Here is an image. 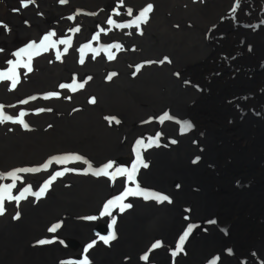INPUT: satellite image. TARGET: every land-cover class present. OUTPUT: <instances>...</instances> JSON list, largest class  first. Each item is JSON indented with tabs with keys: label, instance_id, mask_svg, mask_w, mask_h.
<instances>
[{
	"label": "bare ground",
	"instance_id": "bare-ground-1",
	"mask_svg": "<svg viewBox=\"0 0 264 264\" xmlns=\"http://www.w3.org/2000/svg\"><path fill=\"white\" fill-rule=\"evenodd\" d=\"M156 1H160L157 6L160 20L154 21L155 29L147 26L146 30H151L154 37L148 44L140 41L137 48L144 47V51L137 53L139 55L124 59L123 54V58L114 65L98 61L72 68L70 59L64 57L63 61L62 56L54 62L48 51L37 61H27L33 69L23 75L22 91L4 93L7 84L0 81V111L21 110L10 120L0 122V189L14 183L10 194L19 196L23 193L24 196L18 202L4 200L5 211L0 215V264H81L85 257L95 259V264H119L122 255L117 250L124 247L125 251L132 250L145 241H151L152 248L159 240L158 229L163 225L167 229L166 221L174 220L172 212L179 213L182 207L179 204H186L189 208L192 206L196 216L210 217L209 221L217 226V230L210 231V237L201 239L195 246L185 244L189 255L184 259H176L182 255L171 257L166 264L172 261L195 264L196 256L200 257L202 250L208 252L210 248L212 256L218 260L227 251L233 255L226 257L232 259L230 262L224 259L227 262L221 261L222 264H259L264 261V27L255 32L252 29L244 30L239 22L221 16L223 8L218 15L215 10L221 4L220 0L204 4L190 3L188 0ZM75 2L34 0L29 6L22 7L21 0H0V49L10 48L9 41L13 38L14 41L18 33L23 36L34 35L40 30L55 32L60 27L69 29L68 17L72 14L81 18L77 22H81L83 28L92 19L84 14L80 16ZM256 6L255 0H252L248 20L253 17L254 21L260 19L254 14ZM100 16L98 14L94 20ZM171 17L181 20L171 22ZM164 21L169 22V29ZM21 22L29 27L24 29ZM174 22L180 23L179 31L170 29ZM83 36L84 33L80 38ZM157 53L158 57L155 55ZM227 55L236 59L232 61V58L226 66L221 67L223 56ZM18 57L21 58L4 56L6 68L15 72L16 77L25 72L15 64ZM163 57H168L167 62L157 65ZM170 57L173 58L172 68L178 69L182 76L200 80L202 84L198 85L200 88L197 90L182 87L187 92L181 94L179 100L183 106L191 102L186 108L188 122L195 123L196 129L205 131L202 140L208 137L213 142L215 158L205 161V165L203 163L198 168L192 166L186 169L182 162L189 149L180 152L174 147L167 155L162 153L158 159L167 158L166 166L183 165L181 169L173 170L171 179L177 177L178 185L182 182L185 188H180L174 193L175 198L161 204L156 209L160 211L144 216H127V209L119 213L120 205L112 206L109 225L113 218L115 223L121 221L124 236L120 248L116 246L114 250H104L99 237L106 236L109 230L106 227L108 231L104 228L103 234L99 232L103 224L107 226L105 220L94 225L93 220L85 217H97L103 211L108 201L98 198L104 197L106 184L99 182L94 174L70 167L67 161L71 155L66 151L74 148V143L78 144L70 139L88 136L93 140L88 160L94 166V172L102 168L95 166L97 163L108 162L106 154L110 141H123L122 135L126 132H130L129 136L126 135L122 144L116 142L114 153L121 157L127 156L128 152L139 154L136 151L143 149L142 142L148 146L151 140L131 125L138 117V120H154L140 112V108L145 106L146 101L162 99L157 92L166 95L165 86L158 81L172 72L167 66ZM79 61L80 58H77L76 63ZM151 61H154L153 68L149 67ZM140 65L142 70L137 71L136 66L139 69ZM82 76L91 77V80L87 81ZM109 76L112 78L108 79ZM71 79L84 84V87L71 94L67 91ZM102 86L106 87V91ZM206 86L210 88L206 89ZM252 92L254 96L250 94ZM54 93H62L63 99H58ZM93 99L95 103L90 102ZM54 100L57 101L56 106L61 108L54 105ZM80 108L84 110L76 112ZM69 111L72 115L66 116ZM258 112L261 113L260 118H254ZM21 119L28 125L27 128L24 124L13 122ZM69 121L75 122L71 129L68 127ZM122 123L125 128H113V124ZM132 133L134 137L131 138ZM152 159L157 160L155 157ZM45 164L49 165L47 169L44 168ZM212 165L214 168H211ZM25 168H39L40 171H18ZM133 168L136 173V168ZM192 171L196 174L193 183L198 184L197 176L201 174L200 181L206 187L190 195L186 181L190 178L187 174ZM13 172L19 178L27 174L36 177L19 182L10 175ZM57 172H63V175L57 176L45 194L37 199L34 193ZM81 174H84L82 178H75ZM110 176L112 187L119 180L126 181L119 175H102L99 179L109 181ZM166 182L173 183L170 180ZM165 183L162 186L170 189ZM243 183L247 186H242ZM183 191L187 193L182 194ZM181 194L184 199L179 198ZM0 195L7 193L0 192ZM203 197L206 198L200 208ZM116 199L112 193L111 201ZM120 214L127 217L122 219ZM57 223L61 227L56 232H49L48 229ZM95 228L96 232L92 233ZM110 231L117 232L113 227ZM40 240L52 242L40 244ZM93 241L94 246L85 253L84 249ZM146 251H150V244ZM161 251L154 252V256L160 258ZM135 255L133 252L130 260L124 261L125 264H150L148 259H143L147 256L145 253Z\"/></svg>",
	"mask_w": 264,
	"mask_h": 264
},
{
	"label": "water",
	"instance_id": "water-1",
	"mask_svg": "<svg viewBox=\"0 0 264 264\" xmlns=\"http://www.w3.org/2000/svg\"><path fill=\"white\" fill-rule=\"evenodd\" d=\"M73 43V41H66V43H63V46L60 51H63L67 54H73V52H69L71 49L70 44ZM122 44L125 45V40L121 41ZM98 50V51H97ZM33 52V51H32ZM80 54L86 55L87 53L92 54H100L101 51L99 49H91V48H83L82 52H79ZM44 57V55L42 56ZM81 57V55H80ZM168 57H163L159 61L157 65H160L161 61H164L163 63L167 62ZM29 60L37 61L36 58H31ZM81 60V59H80ZM264 61V60H263ZM80 62V61H79ZM98 62V61H97ZM170 66V71L172 72L168 76L160 77L158 83L163 86H165V89L167 90L166 95H164L162 92H157L160 96H162V99H156L151 101H146L145 106L140 108V112H144L147 116L151 117L154 120H138L135 119L131 126H134L136 129H140L139 132H143L146 134L148 139L156 140L157 143H152V147L146 146L143 142V149L136 151L139 154L128 152L127 156H117L114 153V146L116 142H119L118 140L110 141L109 143V149H107L106 157L109 158L108 162L106 160L102 161L101 163H97L95 166H101L102 168L105 167V165L111 163L114 167V169H108V171L115 173L116 176H120L121 178H125L124 180L117 181L113 187L111 182V176L110 180L107 181L106 179H99L100 176H96L97 180L99 182H105L106 187L104 191V197L98 198L100 200L107 199V201L112 200V193H114L115 197L125 196V193H133L126 195L123 199L122 203L130 205V207L125 208L123 211L119 210V213H124L127 211L129 212L127 216H136L137 214L147 215V213H154L160 210H156L161 204L163 205L165 201H158L156 199L151 198L153 194H159V195H166L169 198H175L174 193L179 190L180 188L184 189L185 186L182 184L179 186V179L175 177V179H171L172 173H174L175 170L181 169L183 165L186 167V169L191 168H198L201 164H203L207 160H211L215 158V155L213 154V142L206 137L205 140H202V138L205 137V131H201L196 129V124L190 123L193 125V127L188 130L187 132L182 130V125L185 122H188V115H186V106H183L181 101L179 100V97L181 94H184L187 92V90L183 89L186 87V89L190 88L193 90H197V88H200L198 85H202L200 83V80L193 79L189 76H182L181 72L178 69H174L173 67V58L170 57L169 63H167ZM263 67V66H262ZM261 67V68H262ZM31 70L33 69L30 66ZM137 70V69H136ZM27 72V71H26ZM28 73V72H27ZM79 82L75 81L73 83V80L69 82L68 89L71 88L73 85L75 90L69 91L71 94L77 93L80 91ZM182 85V86H181ZM198 86V87H197ZM183 87V88H182ZM164 88V87H163ZM196 88V89H195ZM164 89V90H165ZM161 90V91H164ZM62 94V93H61ZM186 94V93H185ZM56 95V94H55ZM174 96V97H171ZM48 97V96H47ZM183 97L181 98V100ZM54 105H57V101L54 100ZM3 106V105H2ZM190 106V105H189ZM57 107V106H56ZM61 108V107H57ZM67 108V107H65ZM84 109H77L76 112L83 111ZM245 110V109H244ZM21 111H10V112H2L4 115H8L11 118L15 117L17 113ZM12 112V114H11ZM156 114H155V113ZM83 114V112H81ZM167 114L170 118L161 120V118ZM67 115H72L71 112H67ZM261 113H256L257 119L260 118ZM186 116V118L184 117ZM122 124H113L115 126L120 125V127L123 126ZM113 126V127H115ZM125 128V126H123ZM122 129V128H121ZM130 132H126L122 135L123 141L126 139L127 136H129ZM127 135V136H126ZM134 137V133L131 134V138ZM70 141H77L78 144L73 145L74 148L68 149V152L71 156L69 157V160L67 163L72 166L74 169L82 170L84 171L85 167L92 169L94 166L89 162L88 158L91 156V146L93 145V140L89 138L88 136H75ZM119 142V144H122V142ZM176 147L178 151H184L186 148L189 149V154L186 156L185 160L182 162L183 165L178 166H166L167 165V158L158 159L162 153L164 155H167V152H170L172 148ZM127 150V147H126ZM128 151V150H127ZM135 151V147H134ZM114 153V156H117L118 159L112 158L111 153ZM159 152V153H158ZM108 155V156H107ZM84 156H87L85 158ZM74 157H79V159H74ZM152 157L157 158L156 161L152 159ZM148 163H147V160ZM178 161H180L178 159ZM195 161V162H194ZM206 163V162H205ZM204 163V165H205ZM147 164V167H144L143 165ZM208 165V164H207ZM125 166L124 168H122ZM71 167V168H72ZM136 168V173L134 172V168ZM211 168H214V165L211 166ZM117 169L123 170L124 174L121 175L119 172H117ZM175 169V170H174ZM174 170V171H173ZM86 172V171H85ZM128 173H131L132 180H129ZM32 175V174H27ZM177 175V174H176ZM175 175V176H176ZM218 174H215L217 176ZM84 174L76 175L75 178H82ZM94 176V175H93ZM188 181H186V184L188 186V190L190 195L193 194V192L200 191L206 187V184H203L200 181V178H202L201 174L197 176L199 178V182L193 183L194 177H196L195 171H192L191 173L187 174ZM192 176V177H191ZM191 179V180H190ZM167 180L173 181L172 182H166ZM166 182V183H165ZM162 183L167 184L170 186V189L168 187L162 186ZM242 185H246V183H243ZM187 193L185 191L182 192ZM179 195V198L184 199L183 195ZM145 195H149L150 198L145 199ZM206 197H203L199 203V207L201 208L203 200ZM180 209L178 210L179 213L172 212L174 216V220H167L166 226L167 229L163 226H161L160 229H158L157 236H159V242L160 247L155 248V250H152L151 248V241H145L140 246H138L135 249L125 251V247L121 250H117L120 257L119 264H125L124 261L130 260L131 254L133 252L136 253V255H139L141 253H145L148 257V260L150 261V264H161L160 262L166 264V262H170L171 257H174L172 253L176 251V246L179 243L180 237L183 235V233L189 228H192L191 233L186 238L184 244H183V250L177 253L175 256L182 255L180 257H177L176 259H184L186 256H188V250L184 248L185 244L191 243L195 244L198 243V241H201V239L207 240V238L210 237V234H208L210 231L217 230V226L211 224L209 221L210 217H206V215L196 216L194 214V208L191 206L189 208L188 205L179 204ZM197 209V213L198 210ZM213 213V212H211ZM172 215V214H171ZM178 215V216H177ZM127 216H123L120 214V217L124 219ZM95 217V216H94ZM107 224V228L109 229V222H110V215L107 216H97L96 219H93L94 225L102 223V221ZM121 221L116 222L113 225V228L117 231L115 234V239L110 240L108 244H105L102 241V244L104 245V250H114L117 246V249L120 248V245H122L121 239L124 236L123 229L124 227L120 224ZM105 227V229H106ZM214 228V229H213ZM101 230V228H100ZM107 230V229H106ZM107 230V231H108ZM103 229L101 230V232ZM108 231V233H109ZM92 233L96 232V228L91 231ZM104 236V235H103ZM215 239V238H214ZM213 239V240H214ZM223 239V238H220ZM119 240V241H118ZM150 244V251H146V248ZM195 246V245H194ZM161 249V257L156 258L154 256V252ZM164 254H166L164 256ZM135 255V256H136ZM232 255V254H231ZM230 252L227 251L223 255H221V260H218L215 256H212L211 254V248L208 249V252H205V250H202V254L200 257L196 256L195 264H220L221 261L228 260L229 262L232 260L231 258L226 257H233L231 256ZM153 256V260H152ZM175 259V260H176ZM225 259V260H224ZM264 260V259H263ZM89 264H95L96 260L88 258ZM227 262V261H225ZM221 263V264H222ZM169 264H177L175 261H172V263ZM259 264H264V261H260Z\"/></svg>",
	"mask_w": 264,
	"mask_h": 264
},
{
	"label": "rangeland",
	"instance_id": "rangeland-1",
	"mask_svg": "<svg viewBox=\"0 0 264 264\" xmlns=\"http://www.w3.org/2000/svg\"><path fill=\"white\" fill-rule=\"evenodd\" d=\"M76 1L77 2L74 3V6L78 10L79 15L82 16L84 14L86 17H88V19H92L91 22L84 24L83 28H81V22H77L80 21L81 18L79 16L75 17V15L72 14L68 17L69 22L67 27L69 29L60 27L59 30L55 29V32H50L48 29L45 31L40 30L38 33H33L34 35L24 34L25 36L24 35L21 36L22 34L18 33L14 41H13L14 38L11 41H9L10 48L0 49V56L2 57V60L0 61V75L10 77V79H0V81L7 84L6 85L7 87L3 90L4 93L13 90L22 91L24 86L22 84L23 75L27 74V72L29 71L28 67L25 66V65H30L28 64L27 61L31 58H36V60H39L40 58H42L43 55L45 56L46 52L48 51H50L49 53L50 57L53 59L54 62H57L58 55L60 56V58L63 56L61 58L63 61L65 60L64 57L70 59L73 65L72 68L74 66L81 68L83 64L87 66L88 64L97 61L104 62L105 65H114L117 64L121 58H123V54H125L124 59L130 58L131 56L134 57L135 55H139L137 53L144 51L143 50L144 47L137 48L140 41L142 40L143 42H146L148 44L151 42V39H153L154 37L151 30H146L147 26L150 28H154V24H153L154 21L160 20V14L158 15L159 10L157 9V6L160 3V1H156V0H96V2H86L88 0H76ZM210 1L211 0H188V2L190 3H199V4H204ZM220 3L221 4L216 7L217 9L215 10V12L218 15H220L221 14L220 9L223 8L224 10L221 16H227L226 19L232 22H239L241 26L240 28L244 30L252 29V32H255V30L264 27V0H255V4H257L255 8L257 9V11H255L254 14L257 16L256 18H260L256 21H254L255 17L251 18L252 21L248 20L250 15L249 10L252 5V0H223V2L222 0H220ZM149 5L152 6V10L147 14V20L138 21L137 18L139 17L140 13ZM234 8L235 11H233ZM129 12H131V15H129ZM98 14H101L102 16L94 20V17H96ZM10 15L15 16L13 13H10ZM167 16H169L168 13ZM102 17L103 20H101ZM2 19L5 18L2 17ZM109 19L113 20L115 23L109 24L108 23ZM175 20H181V19L180 18L176 19L175 17L170 18L171 22ZM134 21H136L139 24L138 27H137V23H133ZM207 21L210 22L209 19ZM163 23L165 24L166 28L169 29L168 28L169 22L164 21ZM235 24L236 26H238V23ZM20 25H23L24 29L29 27L23 24L22 22ZM170 29L179 31L180 23L179 22L172 23ZM183 31L184 30H182V32ZM83 33H84L83 38H80L82 37ZM49 34H53L51 36V39L49 41H46L44 45L41 46V42L43 41L44 37ZM94 36L97 37V39L94 40L93 39ZM70 40L73 41V43L70 44L73 54H67L68 50L67 53L60 51L63 46V43H60V41L68 42ZM122 40H125V45L121 43ZM75 43H78L77 46H75ZM132 44H134L133 47L131 46ZM29 45H32V47L29 48L28 47ZM116 46H119V48H117ZM86 47L91 49H99L101 53L100 54L87 53L86 55L80 54L79 52H82V49ZM6 50L9 52L6 53ZM22 50H26V51H24V53L20 56L21 58L18 57L15 64L20 66L23 70H25V72L19 74V76L16 77L17 74L15 72H13L11 69L6 68V63H5L6 61L4 59V56L10 55L11 58L14 59L17 56L16 53L21 52ZM80 55L81 57H83V63H81V60L79 63H76L77 58L81 59ZM110 55L114 56V58L109 59L108 57ZM155 55L158 57V53ZM232 58L228 55L226 57L223 56L224 62L222 63L221 67L226 66L229 60L234 61L236 59V57L235 58L232 57ZM163 62L160 63L162 64ZM153 63L154 61H151L149 67L153 68L154 66ZM30 66L33 68L32 65ZM136 69H138L137 66ZM141 70H142V66L137 71H141ZM10 71H12L13 73H10ZM82 77L87 81L91 80V77H87V76H82ZM202 78L205 77L202 76ZM13 80L17 81L15 88L12 87ZM71 80L77 81L75 79H71ZM72 87L74 88V86L72 85L71 88L68 89L67 91H72L73 90ZM103 88L104 91H106L105 89L106 87L102 86V89ZM208 88L210 87L206 86V89ZM250 94L254 96L253 92ZM26 97H24V99H26ZM56 97L58 99H63V94L57 93ZM190 103L191 102L189 101L188 103H185L184 106L189 108ZM74 124H75L74 121H69L68 127L71 129L74 127ZM113 128L119 130L124 127L123 126L120 127V125H118ZM63 133L64 130L61 131V135H63ZM84 157L87 158V156ZM111 157L118 159L116 156H114L113 152L111 153ZM84 171L90 174L94 173L92 169L89 170V168L87 167H85ZM35 177H36L35 175H24L21 178H19L18 181L27 182L28 179ZM105 227L106 226L103 224L101 230L104 229ZM101 230L100 232L97 230V232L103 234Z\"/></svg>",
	"mask_w": 264,
	"mask_h": 264
},
{
	"label": "snow or ice",
	"instance_id": "snow-or-ice-1",
	"mask_svg": "<svg viewBox=\"0 0 264 264\" xmlns=\"http://www.w3.org/2000/svg\"><path fill=\"white\" fill-rule=\"evenodd\" d=\"M60 2H61V3H65L66 0H60ZM32 3H34V0H21V6H22V7H27V6H29V4H32ZM151 10H152V6L149 5L147 8H145V9L140 13V15H139V17L137 18V20H138V21H146V20H147V14H148L149 12H151ZM233 11H235V8L233 9ZM117 14H118V13H117ZM129 15H131V12H129ZM108 23H109V24H114L115 22H114L113 20L109 19V20H108ZM133 23H137V22L134 21ZM138 26H139V24L137 23V27H138ZM77 31H78V29H77ZM52 35H53V34L46 35V36L44 37L43 41L41 42V46H43L44 43H45L46 41H49V40L51 39V36H52ZM93 39L95 40V39H97V37L94 36ZM60 43H66V41H60ZM28 47L31 48L32 45H29ZM116 47L119 48V46H116ZM45 50H47V49H45ZM24 51H26V50H22L21 52L16 53V55H17V56H21V55L24 53ZM59 58H60V56L58 55V56H57V59H59ZM108 58H109V59H113L114 56L110 55ZM165 59H167V58H165ZM161 62H163V61H161ZM81 63H83V57H81ZM25 66L28 67L29 71H31L30 65H25ZM137 70H139V69H137ZM112 75H115V73H113ZM111 78H112V76H109V77H108V79H111ZM0 79H10V77H8V76H4V75H0ZM16 83H17L16 80H13V81H12V87H13V88H15ZM73 83H75V81H73ZM61 87H65V86H64V85H61ZM79 87H80V88H83V87H84V84H82V83L79 84ZM73 90H75V89H73ZM53 95H55V93H54ZM90 102H91V103H95V100L93 99V100H91ZM22 115H23V113H21V116H22ZM169 118H170V117H169L167 114H165V115L161 118V120L163 121V120H165V119H169ZM10 119H11V117L6 116V115H3L2 111H0V122H3V121H5V120H10ZM13 122H19V123H21V124H24V127H25V128L28 127V125L25 124L24 121H23L22 119H21V120H18V121H13ZM116 122L119 123V121H116ZM192 127H193V125H192L190 122H185V123L182 125V130L185 131V132H187V131L190 130ZM138 143H141V142L138 141ZM152 143H157V141H156V140H153L148 146L150 147ZM74 159H79V157H74ZM59 162L63 163L64 161H59ZM194 162H195V161H194ZM48 166H49L48 164H45V165H44V168L47 169ZM143 166H144V167H147V164H144ZM111 168H113V165H112L111 163H109V164L105 165V167H103V168H101V169L95 171L93 174L96 175V176H100V175H106V176H108V175H115V173H109L108 169H111ZM18 171H21V172H29V171H31V172H37V171H40V169H39V168H33V169H27V168H25V169H19ZM65 171H67V169H66ZM116 171L119 172L121 175L124 174L123 170H121V169H117ZM10 175H11L14 179H19V177L16 176V173H15V172L10 173ZM61 175H63V172H57V173L55 174V176H53V177L51 178V180L47 181V182L43 185V187L40 188V190H39L38 192H35L34 195L37 197V199H39L40 197H42V196L45 194V192L47 191V189L49 188V186L51 185L52 181L55 180L57 176H61ZM128 178H129V180H132V175H131V173H128ZM12 187H15V184H14V183H13L12 185L5 186L3 189H0V192L7 193V195H0V215H2V214L4 213V211H5V208H4V200H5V199L16 200V201L18 202L19 200H21V199L24 198L23 193H21V195H19V196H12V195L10 194V189H11ZM25 191H30V189H25ZM129 194H133V193H130V192L125 193V196H126V195H129ZM125 196L117 197L116 200L109 201L108 203H106V204L103 206V211L100 213V215H101V216L111 215L110 208H111L112 206L117 205V204L120 205V210H121V211H123V210H124L125 208H127V207H130V205H127V204H123V203H122V201H123V199L125 198ZM148 198H150L149 195H145V199H148ZM151 198L156 199V200H158V201H168V200H169V197H168V196H166V195H159V194H153V195L151 196ZM169 202H170V201H169ZM18 217H19V214H17V217H16V218H18ZM85 219L93 220V219H96V217H94V216H90V217H85ZM114 224H115V218L112 219V222H111V224L109 225V228L111 229V228L113 227ZM60 227H61V225H60L59 223H57V224H54L53 226H51V227L48 229V231H49V232H56V230L59 229ZM191 231H192V228L189 227V228L183 233V235L180 237V239H179V243H178L177 246H176V251H174V252L172 253L173 256H175L177 253H179L180 251L183 250V244H184L186 238L188 237V235L191 233ZM115 238H116V237H115V232H114V231H109V233H108L106 236H100V237H99V239L102 240L105 244H108L110 240H114ZM51 242H52V241H50V240H40V241H38V243H40V244H46V243H51ZM94 244H95V241H93L92 243H89V244L87 245V247L84 249V252L87 253L88 249L92 248V247L94 246ZM158 247H160L159 242L154 243V244L152 245V248H158ZM143 259L147 260L148 257H147V256H144ZM81 264H89V261H88L87 257H85V259H84L83 261H81Z\"/></svg>",
	"mask_w": 264,
	"mask_h": 264
},
{
	"label": "flooded vegetation",
	"instance_id": "flooded-vegetation-1",
	"mask_svg": "<svg viewBox=\"0 0 264 264\" xmlns=\"http://www.w3.org/2000/svg\"><path fill=\"white\" fill-rule=\"evenodd\" d=\"M1 28V27H0ZM2 29V28H1ZM4 32H6V31H4Z\"/></svg>",
	"mask_w": 264,
	"mask_h": 264
}]
</instances>
